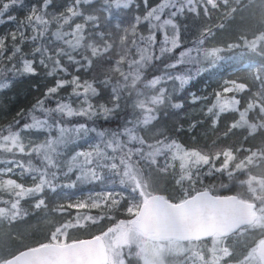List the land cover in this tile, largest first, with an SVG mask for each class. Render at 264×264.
<instances>
[{"label":"snow or ice","instance_id":"obj_1","mask_svg":"<svg viewBox=\"0 0 264 264\" xmlns=\"http://www.w3.org/2000/svg\"><path fill=\"white\" fill-rule=\"evenodd\" d=\"M135 3L73 0L50 14L43 0L0 36V90L9 74L42 68L49 79L30 108L0 124V264H264V0H142L133 14ZM18 4L0 0V18ZM201 10L219 22L204 23L184 47L178 18ZM238 14L244 26L214 43ZM25 43L34 45L28 53ZM237 57L248 61L250 82L224 80L201 104L213 132L223 113H238L219 136L186 146L156 126L165 109L183 110L176 92ZM26 176L30 185L20 182ZM217 177L227 182L205 183Z\"/></svg>","mask_w":264,"mask_h":264},{"label":"trees","instance_id":"obj_2","mask_svg":"<svg viewBox=\"0 0 264 264\" xmlns=\"http://www.w3.org/2000/svg\"><path fill=\"white\" fill-rule=\"evenodd\" d=\"M43 0H22V4L15 5L11 7L5 16L0 19H3V23H0V36H4L12 31L16 30L17 23L23 20L28 14L33 5L40 6ZM73 2V0H51L50 6L47 8V12L50 14H59L66 10V8ZM160 0H150V4L154 5L159 3ZM137 5H139L140 12H143V3L142 0H136V3L132 5L133 14L136 13ZM99 3L93 5V7H99ZM86 7V6H85ZM114 12L119 13L121 16H125L126 10L121 9H114ZM8 15H14L17 19L16 21L10 22L7 20ZM192 14L186 13L185 16L178 18V23L182 25V41L184 42L183 46L188 47L191 44L193 38L197 35L193 25L191 24L190 18ZM219 13H214L210 18L211 24H216L219 22L218 20ZM82 22L79 18H74V23ZM73 23V26H74ZM187 25L186 28L183 26ZM230 26L229 30H223L221 32L223 36L228 37L229 39H233L236 31L243 27L244 24L240 21V14L237 15V19L234 22H230L228 24ZM54 30V26H53ZM70 30V29H65ZM218 32V31H217ZM144 34H147L146 32ZM28 35H31V30L28 29ZM50 35V34H49ZM34 45L30 43H25L22 45L23 50L25 53L31 51V48ZM177 52L178 50H174ZM231 55V54H229ZM31 58V57H29ZM38 60V57H37ZM171 62V61H165ZM247 63L248 61L245 59H241L237 57L233 60L225 61L220 68H218L215 72H207L201 74L195 80L189 82L188 85L185 86L184 90L178 91L175 93V96L183 101L184 108L183 110H168L167 115L165 116L163 112L160 115L159 121L156 122L158 127L167 128V130L176 138L179 142L186 146H196V145H204L210 143L214 140L217 136H219L224 130L225 126L230 123L234 118H238V113L228 112L223 113L221 116V121L216 132L211 130V118L204 115V111H201V104L202 103H211L214 97L210 96L215 90H218L224 80H231V79H241L247 80L250 82V76L247 71ZM182 66H177L176 71H182ZM70 79V77H68ZM8 79L12 81L10 87L0 90V124H7L10 122L13 117L16 116L17 112H19L22 108H30L31 105L35 102V99L40 97L44 91L45 86L49 83V79H46L44 70L40 69V74L35 77L29 76H16L12 77L11 74L8 75ZM168 82L166 87L169 88ZM176 88L179 89V81L175 82ZM258 84L253 87V91L256 90ZM71 89H66L61 93L62 96H66L67 92H70ZM189 93H195L199 96H208L209 100L207 102H198L196 104H192L190 102ZM250 93L245 94H237V99H241V105L238 107L246 106L247 96ZM105 99V97H101L96 99L97 103H100L101 100ZM250 116L254 117L255 113H250ZM83 122V118H72V122ZM193 121H198L200 123L191 130H189V125ZM98 124L102 126H109L103 124L102 121H97ZM183 125V129L179 132L176 131L177 128ZM91 126V123H89ZM237 137L230 136L226 140H221L222 144H229L235 141ZM34 163H38L34 159ZM223 180L227 182L226 177H217L215 179L208 178L205 180L206 184H217ZM20 182L25 183L26 185H30L32 179L30 176H26ZM169 191H171V183L167 185ZM236 189H233L235 191ZM219 194H231L226 189H220ZM30 201L24 203L25 208H29ZM34 225L36 223L35 218L31 221ZM27 226H20V229L23 230ZM39 238V234L37 236L31 237V239Z\"/></svg>","mask_w":264,"mask_h":264},{"label":"rangeland","instance_id":"obj_3","mask_svg":"<svg viewBox=\"0 0 264 264\" xmlns=\"http://www.w3.org/2000/svg\"><path fill=\"white\" fill-rule=\"evenodd\" d=\"M195 14H192L191 18H190V21H191V24L193 25L194 29L196 32H198V29L204 24V23H209L210 22V19L209 18H205L203 17L202 15V10H201V16L200 18H194ZM227 30L230 29V26H227L226 28ZM221 32H224L223 30L221 31H218L217 34H216V38H215V41L214 43H227L229 41H231L232 39H229L228 37L226 36H223L221 34ZM188 46H191V44H189ZM176 86V84H175ZM172 88V82L169 84V90H171ZM93 103H97L96 102V98L93 99L92 101ZM72 103H73V106H76V103H78V101L76 100V98H72ZM156 126H157V123H156ZM158 127V126H157ZM153 131H155V129H153ZM40 139H43V137H40Z\"/></svg>","mask_w":264,"mask_h":264},{"label":"water","instance_id":"obj_4","mask_svg":"<svg viewBox=\"0 0 264 264\" xmlns=\"http://www.w3.org/2000/svg\"><path fill=\"white\" fill-rule=\"evenodd\" d=\"M226 195V194H225Z\"/></svg>","mask_w":264,"mask_h":264}]
</instances>
